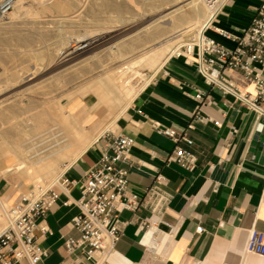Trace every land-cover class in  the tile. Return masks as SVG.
<instances>
[{
	"label": "crops",
	"instance_id": "obj_1",
	"mask_svg": "<svg viewBox=\"0 0 264 264\" xmlns=\"http://www.w3.org/2000/svg\"><path fill=\"white\" fill-rule=\"evenodd\" d=\"M258 6L257 0H230L207 36L233 48L235 44L217 30L239 36ZM226 73L239 91L251 92L239 72ZM197 92L204 94L201 100L195 98ZM118 114L111 123L98 116L95 130L89 131L109 124L115 134L132 139L127 192L140 205L119 214L121 237L106 264H264V257L244 252L251 230L264 233V118L207 85L195 63L175 56ZM160 130L173 131L175 139ZM105 145L101 135L66 167L64 176L82 180ZM176 148L195 155V168L170 160ZM14 183L0 174V194L7 202L19 198ZM58 193L40 224L50 233L35 231L37 244L47 252L37 264H66L77 257L66 254L64 240L79 236L71 220L79 214L75 201L80 192L76 188ZM78 264L92 262L79 258Z\"/></svg>",
	"mask_w": 264,
	"mask_h": 264
},
{
	"label": "rangeland",
	"instance_id": "obj_2",
	"mask_svg": "<svg viewBox=\"0 0 264 264\" xmlns=\"http://www.w3.org/2000/svg\"><path fill=\"white\" fill-rule=\"evenodd\" d=\"M161 2L162 0H44L41 3L40 0H26L21 17L16 20L7 19L5 24L0 26V145L3 143L0 146V171L7 168L15 158H26L41 148L46 149V153L42 155L45 156L60 151L70 144L73 145V130L72 126L66 122L67 119H73L79 114H87L78 126L89 130L97 125L95 120L97 115L91 111L95 100L90 92H85L86 94L82 96L81 90L83 91L88 85L96 83L98 79L104 78L107 73L109 75H112V72L115 74V71L119 73V69L123 70L129 60H137L142 57L139 55H143L140 53L142 49V52L146 53L156 44L161 43L160 40H167L168 36L170 38L171 35L182 33L183 29L189 25L187 22H179L175 23L172 28L170 27L172 23L166 21V23H156L154 26L152 24L147 28L149 30L147 32L148 30L144 26L154 19L149 18L142 22L138 19L143 18V13L146 17L147 14L149 15L156 8L161 7L163 4ZM229 2L230 0H227L223 4L212 24L201 33L194 30L184 37L176 38L175 48L191 42L199 34L207 35V32L215 27L217 18ZM186 3L187 1L181 2L177 6V8L182 7L180 14H183L184 17H187L189 12ZM150 4L152 7L158 5L153 9ZM172 10H165L163 15ZM36 11L38 14L35 13ZM134 20H138L140 23L134 22ZM201 23L197 26L200 27ZM132 26L133 28H130ZM126 28L130 29L126 30ZM158 30L161 31L158 32ZM79 37L87 39L86 42L97 41L95 47L77 60L58 62L57 50L61 44H82L83 42H79ZM147 37L151 39H147ZM171 53L166 55L167 58L172 56L173 53ZM118 54H122V58H119ZM138 69L141 76L129 78L130 75H126L129 80L131 79L127 86H131L135 92L141 90L146 81L149 79L151 81V76L155 72L145 67ZM74 98L79 102H76L77 100L75 101ZM75 102L76 104H74ZM113 103L116 106L107 123H111L121 111L118 102L114 101ZM64 105H72L75 113L72 112L68 116V112L59 109ZM66 117L68 118L66 119ZM109 131L115 132L114 129ZM43 134L45 135L40 137ZM43 140L46 143L38 147L37 150L26 152V149L34 147ZM63 140L64 142H62ZM59 142L61 144H58ZM3 150L9 151L11 154L6 160H2L1 151ZM27 161L34 162V160ZM58 162L57 164L64 171L70 164L69 160H65L63 163ZM6 174L15 180L14 186L20 195H25L35 188V185L28 180L20 183L14 170L8 171ZM54 183L47 187H51ZM15 201L7 202L6 196L0 194L1 208L11 206ZM1 220V227L4 228L5 223L2 215Z\"/></svg>",
	"mask_w": 264,
	"mask_h": 264
},
{
	"label": "built area",
	"instance_id": "obj_3",
	"mask_svg": "<svg viewBox=\"0 0 264 264\" xmlns=\"http://www.w3.org/2000/svg\"><path fill=\"white\" fill-rule=\"evenodd\" d=\"M203 1L207 7L219 10L227 0ZM257 1L259 6L255 15L239 36L217 30L219 36L235 44L233 48H227L203 33L174 51L172 56L195 63L207 85L233 96L264 118V0ZM14 3L15 0L0 1V26L5 24ZM229 71L239 72L252 88L251 92L239 91L227 76ZM203 96L197 92L195 98L201 100ZM159 133L175 139L171 130H160ZM102 138L107 145L82 180H70L62 174L51 187L33 188L20 195L11 206L3 208L5 227L0 231V264H16L22 260L37 264L46 257L47 252L36 242L35 231L40 229L43 234L50 233L40 224L58 200V191L70 192L76 188L80 192L75 201L79 214L71 220V225L79 236L66 238L64 247L68 256L77 257L66 264H78L79 258L92 264H106L121 237L123 224L119 214L137 210L140 203L127 192L132 168V139L111 131L102 134ZM185 142L188 146L193 144L188 139ZM169 158L188 170L195 168L197 162L194 154L181 148H176ZM196 231L202 233L203 229L198 227ZM244 252L264 257V233L251 230Z\"/></svg>",
	"mask_w": 264,
	"mask_h": 264
},
{
	"label": "bare ground",
	"instance_id": "obj_4",
	"mask_svg": "<svg viewBox=\"0 0 264 264\" xmlns=\"http://www.w3.org/2000/svg\"><path fill=\"white\" fill-rule=\"evenodd\" d=\"M43 1L44 0H40L41 3ZM186 1H187L186 7L188 8L189 12L186 11V12H188V15H187V17H184L183 14H180V8H182V7L179 6V8H177V6L181 2H186ZM25 2H26V0H15L14 7H13L12 11L9 13L7 19L8 20H16V19L20 18L21 15L24 12V9H25V6H26ZM46 2H48V1H46ZM161 3H163V4H161V7H158V8H156V6L159 4V2L154 7H152V5L150 4L151 8H153V9L156 8V10L155 11L151 10L152 12L149 10L151 12L149 15L147 14L146 17H145L144 16L145 14L143 13V18L142 19H138L141 22L144 21V20H147L149 18L154 19L150 23L147 22L148 25L144 26L146 29L148 27H150L152 24H153L152 26H154V24H156V23H161V22L162 23L163 22L166 23V21L172 23V25H170V27H172V28H174V24L175 23H179V22L180 23H186L187 22V23H189V25L183 29L184 30L183 32L181 31L182 33H180V34L177 33V35H171L170 38H168L169 37L168 36L167 40H165V39L163 41L160 40L161 43L159 42V44H156V46H154L151 50L149 49L148 51H146V53H144L145 51L142 52L143 51V49H142L140 53H143V55L139 54L142 57H139L137 60L136 59L129 60L128 63L125 65V68H123V70H121L122 68L119 69L120 70L119 73L117 71H115L114 72L115 74H113V72L111 71L112 75H109L107 73V76L105 75L104 78L98 79L96 83L88 85L85 89H83V91L81 90L82 96H84L87 92H90L92 94V97L95 100V102H94L93 107L91 108V110H93L92 112H94V115L95 114L97 115L96 112L98 110H100V109L102 110L100 115H97V117L99 116V117H103L105 119L108 118V116L110 115L109 111L114 110V107L116 106L113 103L114 101L118 102V105L120 106L121 110L125 111L130 106L132 100L137 95V93L139 91H141V90H138L137 92H135L132 89L131 86L130 87L127 86L129 81L131 80V79L129 80V78H134L137 75L141 76V73L139 72L138 68L145 67L146 69H149L150 71L154 70L155 71L154 75H155V73L167 61L168 58H167L166 55L171 53L173 48H175V39L176 38L184 37V35L192 32L194 30H197V31H199L201 33L205 28H207V27H209L211 25V23L214 20L216 14L219 12L216 9H211V8L207 7L204 4L203 0H190V1L189 0H182V1L181 0L180 1H176V0H162ZM225 3L226 2H224V4ZM222 7H223V5H222ZM151 8H149V9H151ZM167 9L168 10L173 9V10L171 12L163 15L165 13V10H167ZM35 13H37V11ZM138 20L137 21L134 20V22L135 21L139 22ZM200 22H202V23L200 24V27H199L197 25ZM132 25L134 26V24H132ZM144 25H146V24H144ZM133 26L130 27V28H133ZM130 28H126V30H128ZM160 29H161V27H160ZM126 30H124V31L126 32ZM144 31H146V30H144ZM159 31H161V30H158V32ZM123 32H122V34H123ZM147 32H149V30ZM151 32H153V31H151ZM119 34H121V33H119ZM158 34H160V33H158ZM144 35H146V34H144ZM83 37H85V36H83ZM148 38L151 39L150 37H147V39ZM79 39L81 40V41L79 40V42H83L82 44H78V45H76V44H74V45L63 44L62 45L61 44V47L59 46L60 48L57 50V61L58 62H60V63L64 62L65 63V62H69V61H73V60H77V59L81 58L82 56H84L88 52H90L95 47L96 42H97V41H91V40H90V42H86L87 39L84 40V38H81V37H79ZM101 43H103V42H101ZM123 47H124V44H123ZM180 47L181 46L176 47L174 49V51L178 50ZM145 48L148 49V47H145ZM118 50H120V48H118ZM121 52H123V51H121ZM122 54L121 55L118 54V56H120L119 58H122L121 57ZM164 60H165V62H163ZM162 62H163V64H162ZM122 63H124V62H122ZM123 65H121V66H123ZM128 74L130 75L129 78L126 77V75H128ZM153 76H151V77H153ZM149 82H150V79L148 81H146L145 85H147ZM251 90H252V88H251ZM78 96H81V95H78ZM76 100L77 99H75V101ZM76 102H79V101L77 100ZM76 102L74 104H76ZM70 104H71V102H70ZM64 106H60L59 109L62 110V111L65 110L66 113L68 112V116H70V113H72V112L75 113V109L73 108L72 105L71 106L70 105H66L65 107ZM76 112H77V110H76ZM86 112H87V110H86ZM77 113H79V112H77ZM118 115L120 116V114H118ZM86 116H87V114H83V115L79 114L78 116H76L73 119L70 118L72 121L70 119H67L68 117H66V119H67L66 122H68L72 126L71 128L73 130V134H72V136H73V140H72L73 145L70 144L67 147L64 146L65 147L64 149H60V151L58 150L55 153L53 152V153L47 154L45 156H42V155L46 153V149L41 148V149H39V151H35V153H33L32 155L27 156L26 158H21V157L18 158L17 157V159L15 158V160L9 166H7V168H5L3 171H0V174L6 173V172L11 171V170H14L15 171V176H18L19 179H20V183H23V182L28 180L32 184L35 185V188H39V186L47 187L48 185L56 182L57 179L64 172V170H61V168L59 167V164H57L58 161H60V160H62V161L63 160L64 161L65 160H69L70 161L69 163L72 164L78 157H80L82 155V153H84L93 143H95L102 134H104L106 131H109L110 129H112L111 128L112 125H109V124L103 125L96 132L89 131V130L84 129L82 127L80 128L78 126V124H79V122L82 121V119L86 118ZM115 117H117V116H115ZM97 122H98V120H96V123ZM115 123H116V118H115ZM95 127L96 126H93L91 129L95 130ZM44 135L45 134H43L40 137H43ZM62 142H64V140ZM45 143H46L45 140L40 141L39 144H36L34 147L31 146L30 149H26V152L37 150L38 147L44 145ZM1 144L3 145V143H1ZM58 144H61V143L59 142ZM2 145H0V146H2ZM7 150H8V148H7ZM1 154L3 155V159L2 160L8 159L9 155H11L9 153V151H6V150L1 151ZM27 160H34V162L33 163H29ZM60 162H58V163H60ZM63 162H61V163H63ZM20 183H19V185H21ZM1 205H2V203L0 204V211H1V214H0V227H1V221H2L1 220V215L3 216V208H5V207L1 208ZM3 221L5 223L4 216H3ZM2 228L3 227H1V229ZM1 229H0V231H1Z\"/></svg>",
	"mask_w": 264,
	"mask_h": 264
}]
</instances>
